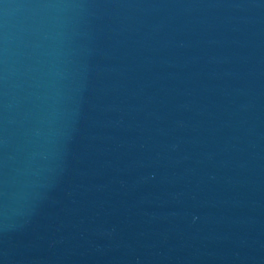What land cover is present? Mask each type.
<instances>
[{
  "label": "water",
  "instance_id": "95a60500",
  "mask_svg": "<svg viewBox=\"0 0 264 264\" xmlns=\"http://www.w3.org/2000/svg\"><path fill=\"white\" fill-rule=\"evenodd\" d=\"M0 264H264V0H0Z\"/></svg>",
  "mask_w": 264,
  "mask_h": 264
}]
</instances>
